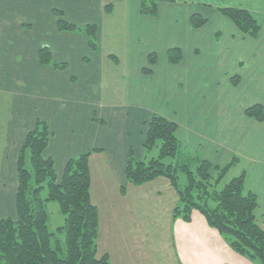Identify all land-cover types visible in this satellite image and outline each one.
Returning <instances> with one entry per match:
<instances>
[{
    "label": "crops",
    "instance_id": "obj_1",
    "mask_svg": "<svg viewBox=\"0 0 264 264\" xmlns=\"http://www.w3.org/2000/svg\"><path fill=\"white\" fill-rule=\"evenodd\" d=\"M141 1H130L138 13L135 20H138V23L134 24L132 19L128 25L116 30L119 23H114L116 21L112 19L113 14L126 0H0V74L9 75L19 84L24 81L18 77V74L22 75L24 65L37 66L36 70L44 74V80L40 84L37 83L36 87L53 89L51 94L41 100L36 96L37 100L30 99L31 103L22 102L24 99H20L19 95L21 88L14 85L18 89L13 95L8 91L9 78L0 79V90L3 95L10 94L13 97L11 105L0 106V123L2 125L8 123L9 132L6 136L10 135L6 143V153L3 155L6 160L3 164L10 166V170L0 172L1 179L9 187L2 194V197L8 199L3 205H8L12 197L15 200L17 156L28 131L34 128L35 121L39 119L45 121L51 131L45 156L54 159L58 178H61L64 165L70 158L99 149L91 153L88 162L91 176L90 199L97 207L99 218L96 240L98 257L106 255L111 264H252L234 253L217 230L211 228L198 211H192L189 222L173 218L178 196L168 179L158 177L139 186L126 182L125 168L129 152L132 150L134 153V145L139 155L143 153L145 132L143 130H146V123L150 117L159 114L175 121L171 115L155 110L152 107L155 104L136 99L134 92L129 99L130 104L128 102L124 104L121 98H111L119 100V103L115 102L112 105L100 102L103 96L101 82L104 81L96 75L103 69L104 64L113 67L111 60L115 66H120L119 58L104 53L102 61L96 64L98 66L95 63L93 65L91 58L100 57L99 45L97 51H91L87 37L59 31L56 25L58 16L54 12H61L62 19L77 26L96 25L98 36L103 34L106 26L111 25L113 26L110 28L111 31L109 28L106 29L109 37L113 36L115 39L116 36L126 34L135 44L156 33L169 34L172 31L175 34L173 36H176V40L165 49V60L168 65L165 66L164 74L178 76L180 81L184 73L191 74L193 81L200 80L199 76L204 75L205 83L212 86L208 88L211 99L198 104L197 109L199 111L206 109L204 113L211 112L210 115L222 122L223 114L233 108L237 111L233 113L234 116L237 113V118L241 117V121L245 123L241 128L245 134L227 135L231 141L205 135L193 121H187L185 131L176 123L177 136L187 148L201 151V159L208 161L212 166H219L231 153H240L249 159L250 166L245 173L244 187L245 191L257 197L258 206L254 214L257 223L264 230V138L257 136L254 155L243 148L246 147L249 134L260 131L264 126V121L258 122L248 118L245 110L253 105H260L264 109V98L250 99L246 96V101H243L240 95H236L237 92H247L249 88L259 89L261 79L264 81V27L262 26L259 36L255 39L256 48L253 53L250 52L253 49L245 52L250 38L243 36L231 21L217 11L218 8L224 7L243 8L264 17V0L161 2L155 17L162 15L160 12L162 10L167 17L152 21L149 18L155 17L140 14ZM108 5L112 9L110 12L105 10ZM194 14L205 18L206 24L197 29L193 28L190 18ZM209 17L218 23L215 27L217 31L214 33L206 30ZM121 19L123 23L127 21L125 17ZM109 22L111 23L107 24ZM224 27L233 34L228 37L231 42L228 45L220 40V33ZM235 37L239 38L236 41L238 44L232 43ZM35 43L39 44L34 48ZM44 44L50 46L54 62L67 64L65 70L57 71L39 65L37 51ZM242 45L244 47L239 53L240 56L232 53ZM171 48H177L182 53V60L177 64L169 63L167 51ZM151 54H155V64L152 66L149 64ZM156 55L149 49L144 56L146 59L143 57L141 61L139 58L140 64L137 61H129L124 73L129 76L130 93L133 90L130 89V84L135 81V76H139V72L152 81L153 73L158 72V67L155 66L158 56ZM18 58L20 63L16 61ZM70 59H74L75 65L84 71L83 75L70 73L68 64ZM85 59L89 62H84ZM230 65H232L230 68L235 67L234 71L230 70ZM145 69L150 70L149 74H145ZM229 73L237 79L236 85L232 84V80L223 81L224 75ZM254 74L257 76L254 77ZM165 80L166 77L162 75L153 79L151 83L160 82L166 89L163 84ZM218 81L221 86L217 85ZM224 84L227 86L224 87ZM212 90L213 94L210 93ZM51 96L53 99L60 96L64 101L72 97L74 101L71 99L70 107L76 104L75 109L71 114L70 109L60 112L57 110L56 100L51 104L53 100ZM162 101L165 105L173 102L165 101L164 97ZM27 103L28 106L25 105ZM6 113L9 115L5 117ZM69 120L73 123L72 126L69 125ZM111 126L114 128L110 129ZM222 128L223 124L220 128L213 129L212 135H218ZM108 131L113 132L109 134ZM104 133L108 136H104ZM134 134L137 140L134 139ZM237 140L238 144L243 146L238 147V150L231 143ZM138 157L137 160H142L141 156ZM13 169L14 174L11 176L10 172ZM122 185L126 186L124 194H121ZM6 205L0 209V216L12 217L15 211L12 216L11 213L8 216L4 215Z\"/></svg>",
    "mask_w": 264,
    "mask_h": 264
},
{
    "label": "trees",
    "instance_id": "obj_2",
    "mask_svg": "<svg viewBox=\"0 0 264 264\" xmlns=\"http://www.w3.org/2000/svg\"><path fill=\"white\" fill-rule=\"evenodd\" d=\"M161 2L173 3L175 0H142L140 14L155 17ZM105 10L110 12L111 6ZM217 11L243 36L250 39L259 36L262 24L253 12L234 7L218 8ZM54 14L58 16L56 25L59 31L87 37L89 49L98 50L96 25L77 26L62 19L61 12L55 11ZM206 22L197 14L190 18L195 29ZM167 57L170 64H177L182 60V53L171 48ZM37 58L40 66L57 71L67 68L66 63L52 60L46 44L38 49ZM154 63L155 54H151L149 64L152 66ZM149 72L145 69V74ZM232 84H237L235 77ZM245 115L258 122L264 121V109L260 105L250 106ZM50 136L48 124L37 119L19 150L15 214L6 218L0 216V264H111L106 255H97L99 218L97 207L90 199L89 156L99 149L70 158L64 165L61 178H58L54 159L45 156ZM157 146L158 156L148 162L135 159L130 150L125 168L126 182L139 186L158 177L168 179L178 196L174 219L189 222L192 211L196 210L234 253L252 264H264V230L254 214L258 206L257 197L245 191V172L221 184L237 158L222 167L212 166L187 150L177 136L175 122L153 114L146 123L142 147L149 152ZM180 176H183L182 183L179 182ZM125 190L126 186L122 185L121 194ZM51 202L58 204L64 217L63 225L56 233L48 227L47 204ZM62 235L64 240H61Z\"/></svg>",
    "mask_w": 264,
    "mask_h": 264
},
{
    "label": "rangeland",
    "instance_id": "obj_3",
    "mask_svg": "<svg viewBox=\"0 0 264 264\" xmlns=\"http://www.w3.org/2000/svg\"><path fill=\"white\" fill-rule=\"evenodd\" d=\"M131 0H126L125 4H121L120 6H118L113 14V20L116 21L114 22L115 24L118 22L119 23V28L116 30H120L124 25H128L130 23V21L132 19H134L133 23L137 24L138 20L135 21L137 19L136 16V8L134 9L133 7V2H130ZM140 10V9H139ZM162 13V15H159L155 18H149L152 20L157 19H165L167 17V15L164 13V11H160ZM138 15V13H137ZM257 20L259 21L260 24H262V26L264 27V17L261 15H256ZM125 17V19L127 20L126 22H122L123 18ZM111 22L107 23L110 24ZM208 27H207V31L210 33H214L215 31H217L215 29V27L218 25L217 22H215L214 20H212L209 17V21L207 23ZM113 26L108 25L105 28L106 29H110ZM106 29H104L103 34L100 36H98L97 34V43L100 47V57H98L97 59H93L92 63L95 65L98 63V61H102V55L105 53L108 54H113L115 56H117L120 60V66H115L113 64V60H111V64L113 65V67H108L107 65H103L102 66V70L99 71V74H97L96 76L99 77V79H103L104 82L102 83V89H103V96L102 99L99 100L100 102H102L105 105H112L115 102L119 103L118 99H111V98H121L123 99V103L126 104L127 102L130 104L129 99L132 97V93L134 92V97L138 100H144V101H149L152 104H155V106H152L155 110H159L164 112L165 114L171 115L172 116V120L175 121V123H177L180 127L181 130L185 131V126L187 121H193L194 124L196 125V127L203 132L205 135H208L210 137H220L222 140L224 139H229L227 137L228 134L230 133H234V135H238L240 133L245 134V131H243L241 128L244 127V124L241 117L238 116L237 118V113H236V119L234 116V112H237L236 110H234L233 108L231 109V111L225 112L223 114L222 117V122L218 121L217 117L210 115L211 112H206L204 113V111L206 109H203L201 111H199L197 109V105L203 102H206L207 99L209 101V99H211V94L208 95V88L212 87L209 84L205 83L204 80V75L199 76L200 80L197 81H193L192 80V76L191 74L188 73H184L182 76V81H180L177 77H175V75L173 76V74H164L165 73V66L168 65L165 56V49L167 47V45L171 44L173 41L176 40V36L172 31L169 34H159L156 33L154 35L148 36V38L146 40H142L141 42H137V44H135V42L131 41V39L129 38V35H122V36H116L115 39H113L112 37H109ZM111 31V29H110ZM231 35H233L231 32H228L227 29L224 27L223 30L220 33V40H223V43H225L226 45L231 44V42H229L228 37H230ZM168 36H172V37H168ZM239 38H236L232 41V43H236V41ZM36 41V40H35ZM244 41V40H242ZM250 42L247 43V46L245 47L244 51H250L251 49H253L252 51H250L251 53H253L254 49L256 48V42L255 39H249ZM239 43V42H238ZM236 43V44H238ZM36 44L38 45L39 43H35L34 48L36 47ZM48 44V43H47ZM49 45V44H48ZM129 45V46H127ZM50 47V46H49ZM243 45L239 46L236 51L232 52L235 53L236 55H239L240 51L243 49ZM128 50H125L127 49ZM154 51L157 55V61H156V65L158 67V72L156 74L153 73V79L155 80L156 78H160L162 75L166 77V80L164 81V85L166 87V89L164 88V86L160 83L157 82L156 84L151 83L149 79H147V77H145L144 75L140 74V72L138 73L139 76H135V81L131 82L132 84V88H131V84H130V89L132 90L131 93L129 92L128 89V78L129 76L126 75L124 72H126V68H128V63L129 61H133V62H139V58H141V61L143 60V57L146 55V51L148 50ZM134 54H136V56H134ZM143 54H145L143 56ZM250 54V53H249ZM240 56V55H239ZM255 56L257 57V53H255ZM136 59H131V58H135ZM146 59V57H144ZM258 60V59H256ZM16 61H18L19 63L20 58H18ZM141 61L138 63L140 64ZM84 62H89L88 60H84ZM70 65V73L73 75H78V73H80L81 75H83L84 71L81 70L79 67H77V65H75V60L74 59H70L69 63ZM155 64V63H154ZM98 66V65H96ZM232 65L229 66V68ZM36 67L30 66L29 64H25L24 65V69L22 72V75L18 74V77H21L22 83H15V79L12 80V78H10L9 75H5V74H0V79H5L8 81H10L9 83V92L13 93V95H15V92L18 88H21L20 90V99H24L22 102H29L31 103L30 99H34L37 100L36 96H39L38 99L41 100L43 99V97L47 96L48 94H51V92H53V89L51 88H47V87H43L40 86L39 88L36 87L37 83H42L44 80V74L41 72H38L36 70ZM239 69V67L237 68ZM231 71L235 70V67L230 68ZM68 71V70H67ZM128 72V70H127ZM236 72V71H235ZM235 72H233V74H235ZM173 73V72H172ZM123 74H125L126 76L123 77ZM136 75V74H135ZM173 76V77H172ZM257 76L256 74H254V77ZM152 77V76H151ZM234 77L231 73L224 75L223 77V81L227 82L230 80H232ZM126 82V84H124ZM23 86H22V85ZM153 84V85H152ZM17 86L18 88L14 87ZM217 85L221 86V83L218 81ZM226 87L227 84H224ZM25 88V90H24ZM164 88V90H163ZM74 90V89H72ZM222 90V89H221ZM212 90L210 93L213 94ZM73 92V91H71ZM175 92V93H174ZM170 95H172L173 97H170ZM236 95H240V98L243 99V101L245 99V97L247 96L250 99H254L255 97H259L261 99L264 98V81L260 82L259 85V89L257 87H253V88H249L247 90V92H237ZM36 97V98H35ZM77 97V96H76ZM163 97L165 98V101H171L173 100L172 103H170L169 105H165V103L162 101ZM12 96L10 94H4L2 93V91L0 90V106L2 104L6 105H11L12 104ZM53 99V96H51V100ZM72 102L74 101V99L71 97ZM70 97L67 98V100L64 101V99L62 100L60 98V96H55L54 99L51 101V104H54V101L56 100V104H57V110H59L60 112H65L68 111L70 109V113H72V111L75 109L76 104H72V106L70 107V101H71ZM203 99V100H202ZM206 100V101H204ZM191 102V104L189 103ZM223 103V102H221ZM25 105H29L28 103ZM33 105V104H32ZM35 105V104H34ZM222 109V108H221ZM198 110V111H196ZM197 113V114H194ZM210 113V114H209ZM9 113H6L5 117L8 116ZM69 125L72 126L73 123L69 120ZM223 124V128L222 130L218 133V135H212V130L216 129V128H220L221 125ZM109 127V125H108ZM114 127L111 126L110 129H113ZM145 130H143L144 132ZM8 123L5 125H2L0 123V172L3 170H10V166H7L5 164H3V162H5L6 160H4V154L6 153V143L8 140V136H6V134L8 133ZM111 132L113 131H108L107 133L111 134ZM107 133H104V136H108L106 135ZM145 133V132H144ZM262 136L264 138V126L263 128H261L260 131L257 132H252L249 134V138L248 141L246 143V147H243L242 145L238 144V140L235 142H231L232 145H234L236 147V149L238 150V147H243L244 149H246V152L251 153V154H255L256 152V139L257 136ZM134 139L137 140L136 135L134 134ZM230 140V139H229ZM231 141V140H230ZM184 145V144H183ZM185 146V145H184ZM134 153L133 156L135 159H138V156H141V159H143L145 162H148L151 158L157 157L158 156V146L152 148L151 151L147 152L146 150L143 149V153L139 155V152L137 151L136 146H134ZM186 147V146H185ZM187 148V147H186ZM187 150L192 154L195 155L196 157H198L199 159H201V151H194L192 149L187 148ZM240 155V153H235V154H230L228 155L223 161L222 163H220L219 166H224L227 165L228 163L232 162V159L235 157L237 158V160H234V164L231 166V168L229 169V171L227 172V174L225 175L223 181H222V185L226 184L227 182H229L230 180H232L233 178H236L238 176H240L243 172L246 173V171L248 170L249 166H250V161L249 159H246V157ZM3 164V165H2ZM11 176H13L14 174V169L11 170L10 172ZM180 183L183 182V176H180ZM2 176L0 175V209L1 208H5L4 201L5 203L8 201V199H6L5 197H2V194L4 193V191H6L9 187L8 185L3 182V180L1 179ZM15 185V184H14ZM10 187H12V183L10 185ZM15 187V186H14ZM14 198L12 197L11 202L9 201V204L6 205L7 208L5 210V214L6 216L9 215V213H11L10 215H13V212L15 211V200H13ZM10 210V212H8V210ZM47 211L49 213V222H48V227L49 230L53 233H56V230L61 227L63 225L64 222V217L63 215L60 213L59 211V206L56 202H51L47 204ZM61 240H64V235L60 236Z\"/></svg>",
    "mask_w": 264,
    "mask_h": 264
}]
</instances>
